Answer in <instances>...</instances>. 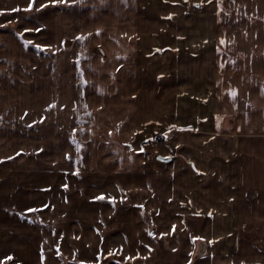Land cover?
I'll return each instance as SVG.
<instances>
[{
    "label": "crops",
    "instance_id": "0c3cea01",
    "mask_svg": "<svg viewBox=\"0 0 264 264\" xmlns=\"http://www.w3.org/2000/svg\"><path fill=\"white\" fill-rule=\"evenodd\" d=\"M107 1L128 8L135 5L138 10L140 0H0V15L23 13L19 32L38 39L48 30V23L38 17L68 12L67 18L76 20L74 12L88 10L86 36L93 38L99 30L93 27L91 33V26L99 25L102 12L109 11ZM216 3L218 13L225 8L229 16L240 12L237 20L233 16L238 31L228 37L219 33L207 41L209 62L195 63L196 73L202 72L195 74L196 97L183 100L181 93L172 92V83H180V76L190 72L180 63V70L160 77V99L154 110L147 105L148 121L157 128L148 137L172 126L180 130L173 148L161 155L171 158L169 162L157 158L145 162L131 149L147 134L130 130L129 117L125 122L119 119L126 118L127 105L128 111L131 106L134 110L133 101H128L134 94L131 88L127 91V70L109 67L116 60L104 62L88 55L83 115L88 101L90 113L85 121L79 115L69 128L64 162L34 164L35 170L23 167V144H12L23 137V125H13L11 105L0 103V260L264 264V0ZM30 13L36 15L34 20ZM51 15L57 23L53 27H60V19ZM128 23L134 28L137 19ZM241 23L254 31L249 34ZM6 71L8 75V68H0V74ZM205 85L211 94L202 98ZM3 94L6 102L11 101V87ZM173 103L176 113L183 110L175 119ZM118 106H123L122 112ZM187 111L189 116L179 117ZM19 119L23 120V111ZM49 133H44V140ZM29 236L35 241H28Z\"/></svg>",
    "mask_w": 264,
    "mask_h": 264
},
{
    "label": "rangeland",
    "instance_id": "374dc122",
    "mask_svg": "<svg viewBox=\"0 0 264 264\" xmlns=\"http://www.w3.org/2000/svg\"><path fill=\"white\" fill-rule=\"evenodd\" d=\"M138 2L137 10L135 5L128 8L107 1L108 7L110 6L109 11L102 12L100 24L97 22L99 25L95 22V25L91 26V33L93 27L99 30V36L96 35L93 38L86 36L88 10L74 12L73 14L78 16L76 20L67 18L70 14L68 12H51L60 19V27H53L57 26V23L51 13L38 17L42 23H48V30L38 39L30 34L25 36L23 31L19 32L23 28V13L0 15V68H8L9 71L8 75L4 74L7 71L0 74V79L9 81V83L0 82V103L11 105L13 125L14 122L18 126L23 125V137L12 141L13 147L23 144V167L35 170L32 167L34 164L48 165L56 161L64 162L62 151L67 145L69 128L73 126L74 120L79 118V115L81 120L85 121V117L90 113L88 101L86 102L87 114L85 117L83 115L85 109L83 90L88 55L102 57L104 62L116 60L114 64L109 63V67L112 68L116 65L125 66L119 71H124V68L127 70L124 78L129 84L127 91L133 89L134 94L133 98L127 100L133 101L134 110L131 106L128 111L127 105L124 114L126 118L119 115V119L125 122L129 117L128 120L132 124L130 130L134 129L136 133L137 130L144 131L145 134H149L157 128L150 120L148 121L151 118V110L148 111L147 105L154 110V105L158 102L160 91L157 92V90L160 87V77L164 74L171 76L172 72L180 70L181 66H188L186 69L190 72L180 76V83H172V92L181 93L180 97L183 100L193 97V94L196 97L195 74L200 73L201 70L196 73L195 63L197 62L198 66L199 61L202 63V60L207 59L209 62L211 43L207 41H211L219 33L228 37L238 31L233 23L240 12L231 13L229 16L225 8V12L218 13L217 0H140ZM214 13L217 17L216 22L219 20L218 24L213 21ZM30 15L33 20L36 18L34 13ZM233 16H236L235 20ZM133 19H137V25L134 28L128 23ZM212 22H215L213 28ZM19 23L22 26H19ZM85 24L86 27H84ZM32 25L33 28L36 26ZM243 28H246L245 31L249 34L254 31V28L249 26L244 25ZM258 28H255L257 34ZM123 33L126 34L125 37ZM221 46L226 47L228 43H222ZM97 59L93 57L94 61ZM180 63L183 64L180 66ZM174 66L180 67L173 69ZM10 87L13 94L11 101L6 102L4 88L7 90ZM209 89L206 85L203 87L200 93L202 98H207L211 94ZM124 97L120 103H123ZM159 103L161 105L164 101ZM122 107L118 106V110L121 111ZM175 107L173 103V119L175 114L183 112L182 110L176 113ZM187 107L190 106L187 105ZM0 110L3 112L1 107ZM22 111L23 120H20ZM136 113H138L137 117ZM189 113L187 111L179 117H187ZM114 120L115 118L112 123ZM177 130L175 126H172L164 133L161 132L152 137H148V134L142 136L132 143L131 149L142 156L145 162L155 160L157 156H165L166 150L173 148V138L180 135L178 133L180 130ZM46 131L50 133L46 135L47 140H44ZM166 132L171 134H165ZM41 150L44 153L35 157V153ZM31 240L35 241V237L29 236L28 241ZM30 254L32 257L37 256L36 252H30ZM47 254L49 259L53 257V252ZM0 264H11V259L3 258ZM48 264H51V261Z\"/></svg>",
    "mask_w": 264,
    "mask_h": 264
},
{
    "label": "water",
    "instance_id": "95a60500",
    "mask_svg": "<svg viewBox=\"0 0 264 264\" xmlns=\"http://www.w3.org/2000/svg\"><path fill=\"white\" fill-rule=\"evenodd\" d=\"M157 159L162 162H169L171 160V158L169 157H162V156L157 157Z\"/></svg>",
    "mask_w": 264,
    "mask_h": 264
},
{
    "label": "snow or ice",
    "instance_id": "6c2138e0",
    "mask_svg": "<svg viewBox=\"0 0 264 264\" xmlns=\"http://www.w3.org/2000/svg\"><path fill=\"white\" fill-rule=\"evenodd\" d=\"M31 6V5H30Z\"/></svg>",
    "mask_w": 264,
    "mask_h": 264
}]
</instances>
